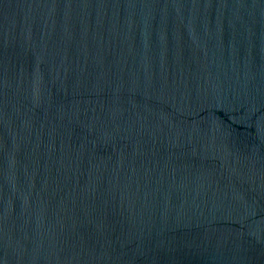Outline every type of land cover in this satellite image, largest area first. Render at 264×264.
Returning <instances> with one entry per match:
<instances>
[{"label":"water","instance_id":"water-1","mask_svg":"<svg viewBox=\"0 0 264 264\" xmlns=\"http://www.w3.org/2000/svg\"><path fill=\"white\" fill-rule=\"evenodd\" d=\"M0 264H264V0H0Z\"/></svg>","mask_w":264,"mask_h":264}]
</instances>
